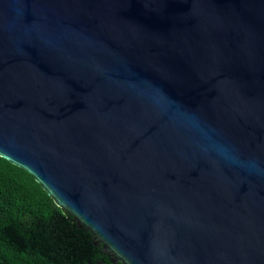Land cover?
Wrapping results in <instances>:
<instances>
[{"label": "water", "instance_id": "water-1", "mask_svg": "<svg viewBox=\"0 0 264 264\" xmlns=\"http://www.w3.org/2000/svg\"><path fill=\"white\" fill-rule=\"evenodd\" d=\"M0 157L120 264H264V0H0Z\"/></svg>", "mask_w": 264, "mask_h": 264}, {"label": "trees", "instance_id": "trees-1", "mask_svg": "<svg viewBox=\"0 0 264 264\" xmlns=\"http://www.w3.org/2000/svg\"><path fill=\"white\" fill-rule=\"evenodd\" d=\"M0 264H120L33 177L0 157Z\"/></svg>", "mask_w": 264, "mask_h": 264}]
</instances>
